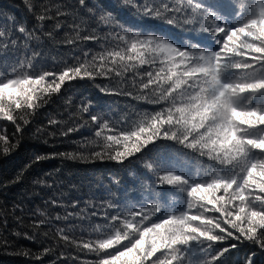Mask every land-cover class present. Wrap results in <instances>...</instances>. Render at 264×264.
Listing matches in <instances>:
<instances>
[{"label":"snow or ice","instance_id":"1","mask_svg":"<svg viewBox=\"0 0 264 264\" xmlns=\"http://www.w3.org/2000/svg\"><path fill=\"white\" fill-rule=\"evenodd\" d=\"M78 3L86 7V0ZM123 6L146 20L207 33L208 43L202 47L197 41L180 47L163 34L145 35L124 25H117L119 31L112 29L115 35L101 37L93 30L81 36L79 25L74 22L72 31L77 33V40L114 41L116 46L97 54L85 52L83 61L77 60L59 73L46 71L0 80V114L16 124L17 132H22L31 123L25 115L34 114L47 104L66 83L94 82L97 78H121L125 82L131 77L133 88L138 85L135 96L125 89L97 87L105 94L127 95L160 105V110L145 113L131 130L116 128L109 120L91 115L90 123L98 126L97 137L102 136L101 130L113 131L103 137V150L91 153L92 160L122 163L141 154L149 144L167 140L207 157L219 170L212 172L210 180L203 181H189L171 171L162 176L161 185L166 180L168 186L184 191L186 209L162 213L158 222H152L149 212L155 215L161 213V208L145 205L110 218L106 214L110 227L104 238L81 244L71 240L62 229L58 234L79 251L97 254L96 260L84 264H191L188 257L195 247L204 252L228 240L247 242L264 252V102H256L264 93V10L247 18L236 12L235 19H231L233 13L229 9L235 7L233 0H123ZM50 12L52 9L44 6L37 19L67 15L60 7H56L55 17ZM112 19L111 13L100 16L104 25ZM55 27L60 29L62 25L57 22ZM18 31L29 40L39 39L24 26ZM0 37H5L4 31H0ZM77 40L65 42L75 44ZM16 43L10 41L11 46ZM38 55L33 53L32 58ZM89 108L90 104H83L81 111L87 113ZM6 140L5 135H0V141ZM18 146L5 144L3 152L9 154ZM61 155L78 158L75 154ZM47 158L37 156L35 160ZM146 167L153 169L154 165L146 161ZM19 179L18 176L16 182ZM220 192L223 195H218ZM43 223L41 220L33 227ZM24 238L34 237L25 234ZM236 247L233 243L201 264H221V258ZM50 251L46 248L41 255ZM254 258L255 252L246 257L244 264H255Z\"/></svg>","mask_w":264,"mask_h":264},{"label":"trees","instance_id":"2","mask_svg":"<svg viewBox=\"0 0 264 264\" xmlns=\"http://www.w3.org/2000/svg\"><path fill=\"white\" fill-rule=\"evenodd\" d=\"M233 3L235 7L229 9L233 13L231 19H235L236 12L247 18L253 13L258 16L264 10V0H233ZM44 6L52 9L48 14L53 17L56 7L67 15L39 21L37 17L43 14ZM108 13L113 19L104 25L100 16ZM57 22L62 25L60 29L55 27ZM74 22L79 25L81 36L93 30L101 37L115 35L112 29L119 31L117 25H124L145 35L163 34L180 47L197 41L202 47L208 43L207 33L138 17L131 8L123 6V0H86V7H81L78 0H28L27 3L26 0H0V31L5 32V37H0V80L46 71L59 73L77 60L83 61L85 52L97 54L106 47L116 46L114 41L77 40V33L72 31ZM21 26L39 39L29 40L18 31ZM67 39L77 42L67 44ZM11 40L17 41L15 46L10 45ZM33 53L39 55L33 59ZM145 70H148L146 66ZM98 85H107L113 91L125 89L133 92V96L138 90V85L133 88L131 77L125 82L121 78L111 81L97 78L94 82L66 83L61 93L53 94L34 114L15 113L31 121L22 132H17L16 124L0 114V135L7 137L6 141H0V264H84L96 260L97 254L81 252L73 244H66L59 230L77 243L95 241L108 235L110 226L106 214L110 218L118 212L127 213L145 205L161 208V213L149 212L152 222H158L157 217L162 213L186 209L184 191L168 186L166 180L161 185L162 176L171 171L189 181H203L210 180L212 172L219 170L207 157L167 140L149 144L141 154L122 163L92 160L91 153L102 151L103 137L113 131L101 130L102 136L97 137L98 126L90 123L91 115L109 120L116 128L131 130L145 113L160 110V105L127 95L105 94ZM256 102H264V93ZM83 104H90L87 113L81 111ZM50 120L59 123L49 124ZM68 128L77 130L68 133ZM5 144L19 146L5 154ZM61 154H75L78 158ZM37 156L48 158L36 162ZM146 161L153 163L154 168H147ZM18 176L20 179L16 182ZM41 220L45 223L33 227ZM25 234L34 238L26 239ZM233 243L237 247L221 258V264H244L253 252L255 264H264V252L250 243L235 240L220 242L204 252L195 247L188 259L191 264H201ZM46 248L52 251L41 255ZM25 252L31 255H23Z\"/></svg>","mask_w":264,"mask_h":264}]
</instances>
